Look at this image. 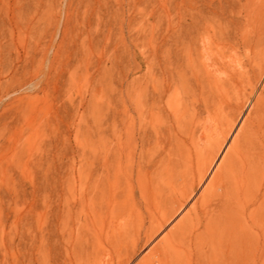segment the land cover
I'll return each mask as SVG.
<instances>
[{
    "label": "rangeland",
    "instance_id": "1",
    "mask_svg": "<svg viewBox=\"0 0 264 264\" xmlns=\"http://www.w3.org/2000/svg\"><path fill=\"white\" fill-rule=\"evenodd\" d=\"M70 1L0 0V264H264V0Z\"/></svg>",
    "mask_w": 264,
    "mask_h": 264
},
{
    "label": "bare ground",
    "instance_id": "2",
    "mask_svg": "<svg viewBox=\"0 0 264 264\" xmlns=\"http://www.w3.org/2000/svg\"><path fill=\"white\" fill-rule=\"evenodd\" d=\"M78 1V0H77ZM88 1V0H87ZM69 2H71L70 0H69ZM79 2V4H81L82 3V0H79L78 1ZM122 2V1H121ZM121 2L120 3H118V6H117V9H116V14L117 15H115L114 17L116 18V20H117V22L115 23L119 28H121V25H122V21H123V16L121 15L122 14V12H121V10H123L122 8V5H121ZM85 3V2H84ZM78 4V5H79ZM85 5L86 6H84V8L85 7H87V9L89 10V9H91V8H93V7H91V8H89L90 7V3H88L87 2V4L85 3ZM67 7H69V6H67ZM85 10V9H84ZM92 10H94V9H92ZM94 11H96V10H94ZM69 12V11H68ZM67 12V13H68ZM70 15V14H69ZM87 15V14H86ZM92 15H94L93 13H92ZM85 16V15H84ZM67 17V16H66ZM65 18V17H64ZM86 18V20H84L83 19V23L85 24V27L83 28V29H81L82 30V32H81V34L82 33H84V34H86L87 36L86 37H88V39H89V42H91V40L95 37V33L94 32H96L97 30L95 29L94 30V32H92V18L90 17V14H89V16H87V17H85ZM69 23H70V16H68L67 18H66V20H65V24H64V29L62 30V38H61V40H60V44L61 45H63V42H64V40H66L68 37H69V34L72 32V28L70 29V25H69ZM59 30V29H58ZM93 35V36H92ZM92 36V37H91ZM55 39V38H54ZM84 40L85 39H83V41H82V44H84L83 42H84ZM88 41V40H87ZM66 42V41H65ZM86 43H88V42H86ZM55 45V44H54ZM86 45V44H85ZM85 45H83V46H85ZM90 44H87L86 45V47L87 46H89ZM93 46V45H92ZM58 47H61V46H58ZM85 47V48H86ZM89 48H90V46H89ZM60 50V49H59ZM91 50V49H90ZM58 51V49H56V51H55V53ZM51 53V52H50ZM54 53V54H55ZM88 52H86V54H87ZM44 54V53H43ZM52 54H53V52H52ZM89 54V53H88ZM87 54V55H88ZM47 55V54H46ZM44 56H45V54H44ZM56 56H57V53H56ZM56 56H55V58H56ZM86 56V55H85ZM52 58H53V55H52ZM46 59V58H45ZM54 60V59H53ZM48 61H50L51 63H52V60L51 59H49ZM51 63H48L47 62V64H49V65H51ZM41 64H43V63H41ZM44 65V64H43ZM49 65H47L46 67H48ZM44 70V69H43ZM38 71V70H37ZM41 72V71H40ZM34 76V75H33ZM31 79V78H30ZM42 80V79H41ZM25 82H27V81H25ZM25 82L23 81V83H21V84H25ZM32 83V82H31ZM29 85V84H28ZM31 85V84H30ZM33 85V84H32ZM31 85V86H32ZM22 86V85H21ZM30 86V87H31ZM25 94V93H24ZM12 97V96H11ZM15 98V97H14ZM1 167V166H0ZM1 170V169H0ZM6 170V169H5ZM2 172H6V171H4V170H2Z\"/></svg>",
    "mask_w": 264,
    "mask_h": 264
}]
</instances>
